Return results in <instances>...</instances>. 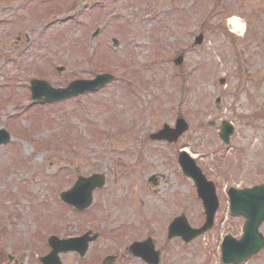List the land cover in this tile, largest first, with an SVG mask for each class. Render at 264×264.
<instances>
[{
  "label": "rangeland",
  "instance_id": "obj_1",
  "mask_svg": "<svg viewBox=\"0 0 264 264\" xmlns=\"http://www.w3.org/2000/svg\"><path fill=\"white\" fill-rule=\"evenodd\" d=\"M105 2L76 25L81 7L97 0H0V128L11 135L0 145V264H40L48 250L45 233L62 238L88 229L98 240L82 257L60 254L61 264H99L108 254H117L114 264H144L126 247L146 237L160 251V264H220L221 235L242 227L236 218L226 220V200L207 235L188 244L166 239L174 217L184 215L192 227L204 218L176 158L187 146L208 169L216 163L209 173L223 176L221 188L264 179V0ZM71 15L74 20L63 21ZM232 16L243 23L240 34H232ZM199 32L202 43L192 46ZM91 49H97L93 59ZM181 52L182 64L175 66ZM127 68L140 79V87L131 86L133 96L118 81L80 100L21 112L31 104L32 78L58 87L108 70L127 75ZM177 116L189 128L176 144L148 138ZM224 118L235 125L231 149L210 161L202 156L222 147L217 125ZM91 173H103L106 186L94 192L86 214L63 209L59 191ZM151 175L156 186L147 180ZM250 264H264V252Z\"/></svg>",
  "mask_w": 264,
  "mask_h": 264
},
{
  "label": "water",
  "instance_id": "obj_2",
  "mask_svg": "<svg viewBox=\"0 0 264 264\" xmlns=\"http://www.w3.org/2000/svg\"><path fill=\"white\" fill-rule=\"evenodd\" d=\"M196 42H200L201 37H198V39H196ZM181 61V57H179L178 59L175 60V63H180ZM106 76H101L98 77L97 79H95L94 81H89V82H82V81H76L73 82L69 85L68 88L64 89V90H60V89H52L50 87H48L46 85L45 82L43 81H32L31 82V91H32V95L34 96V98H39V96H35V94H39L37 91L39 90H44V94H45V99L46 100H52V99H60V98H65L67 96H71L74 93H78V92H82L84 90L90 89V88H95L98 85H100L101 83H103L105 81ZM80 85L79 87L77 85ZM83 84V85H81ZM178 128L174 131H169V130H165L162 131L161 133H159L158 135L155 136V138H167V136H169L168 134L170 133V141L171 138L173 137V134H179L181 133L183 130H185L186 126L183 124L182 121H178ZM168 137V138H169ZM175 137V136H174ZM174 137L172 140H174ZM7 141V138H3L0 142L5 143ZM179 163L183 169V172L185 174H188L190 176H192L197 184V191L198 194L200 195V197L204 200V206L206 207L205 209L207 210V223L199 230H192L189 231L186 228V224H184L180 219H176L174 220V222L170 225L169 228V234L168 236H174V235H181L182 238L184 239V241H188L189 239L193 238L195 235L201 233L205 228H207L210 225V220H211V216L212 213L214 211L215 208V204L213 202H211L210 197L211 195L210 193V189L206 188V184L202 183V181L200 180L196 170L193 168L191 163H188L185 161V159L181 160L179 159ZM98 180H91V179H79L78 182L76 183V185L73 187V189L67 193H64L63 195H61V198L63 201H66L72 205H74L75 207L79 208V209H83L86 206H88L89 202H90V193L91 190L96 186V185H102V181L100 183H97ZM203 185L205 186L203 188ZM250 192V191H248ZM263 193L262 197L259 198L257 200V209H258V216L256 217L257 219H255V221L253 220V217L251 216L252 214V210H251V206H249V204L246 202V199L243 198L242 196V192L238 193V194H231V204H232V210L235 211V213H239L241 215H243L247 221L245 223V236L243 237L244 239V244L249 243L248 241V234L249 233H253L254 229L256 227V224H258L263 218H264V192H260ZM242 198L243 200H240V198ZM258 220V221H256ZM178 228V231L176 230ZM88 239L85 237L82 239V241H84L81 246L79 247H71L69 246L68 243L66 242H57L56 239H52L53 242V253L46 257L45 260H47V262H45L46 264H59L58 259L55 258V254L59 251V250H69V249H78L80 251V253L82 254L86 248L85 242ZM255 242V246L253 248V250H257L259 248V246L262 244L261 241H254ZM141 247V249H143V251H137L134 247L131 248V251L133 254L135 255H140L142 257H144V259L148 260L151 262V264H157V254H153L151 249L152 245L150 244L149 241H146L144 244L135 246L137 247ZM227 250L225 251V254H228L229 252H233L236 249V244H228L227 245ZM241 253L240 255H238L237 257L234 256H230L227 257L226 261L231 260V257H234V261L236 260H242L244 258H246V256H248L250 253H246L244 250H237L236 253ZM251 252V251H250ZM235 253V255H236ZM112 263V257H109L107 259H105L103 261V264H111Z\"/></svg>",
  "mask_w": 264,
  "mask_h": 264
},
{
  "label": "bare ground",
  "instance_id": "obj_3",
  "mask_svg": "<svg viewBox=\"0 0 264 264\" xmlns=\"http://www.w3.org/2000/svg\"><path fill=\"white\" fill-rule=\"evenodd\" d=\"M229 23H230V26H231V30L233 32H237V33H240L243 31V23L241 22V20L239 18H236V17H231L229 19Z\"/></svg>",
  "mask_w": 264,
  "mask_h": 264
},
{
  "label": "flooded vegetation",
  "instance_id": "obj_4",
  "mask_svg": "<svg viewBox=\"0 0 264 264\" xmlns=\"http://www.w3.org/2000/svg\"><path fill=\"white\" fill-rule=\"evenodd\" d=\"M262 232L264 233V226H263V230H262Z\"/></svg>",
  "mask_w": 264,
  "mask_h": 264
}]
</instances>
